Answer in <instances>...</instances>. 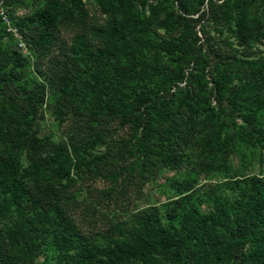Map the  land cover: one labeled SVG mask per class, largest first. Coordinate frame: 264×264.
Wrapping results in <instances>:
<instances>
[{
	"label": "rangeland",
	"instance_id": "obj_1",
	"mask_svg": "<svg viewBox=\"0 0 264 264\" xmlns=\"http://www.w3.org/2000/svg\"><path fill=\"white\" fill-rule=\"evenodd\" d=\"M50 1L0 0V159L16 157L22 188L21 207L0 210V264H106L99 252L112 242L139 244L150 227L176 233L199 215L208 220L187 243L196 262L158 250L131 264H264L259 243L240 249L241 263L222 238L264 184V136L240 118L255 115L264 131V27L255 25L264 0H129L146 45L128 55L111 54L103 34L124 15L95 0H54L50 42L35 44L20 20ZM237 1L248 9L242 25ZM77 36L105 56L74 54ZM175 42L188 63L156 47ZM135 57L172 77L138 108V95L157 83ZM235 69L217 100L214 78ZM81 252L91 257L81 261Z\"/></svg>",
	"mask_w": 264,
	"mask_h": 264
},
{
	"label": "trees",
	"instance_id": "obj_2",
	"mask_svg": "<svg viewBox=\"0 0 264 264\" xmlns=\"http://www.w3.org/2000/svg\"><path fill=\"white\" fill-rule=\"evenodd\" d=\"M101 7H103L107 12L115 11L121 12L124 16L120 20H115L113 27L108 30H104L103 34L111 37L109 43L105 49H109L112 54L113 51H120L124 55H128L130 51H133V45H146L144 40L140 39L138 35L137 24L133 19H129L131 13L128 9L129 0H95ZM116 1L120 4V7L113 6L112 2ZM237 9L239 11L238 23L243 24L247 17L248 9L244 2L237 1ZM57 3L51 0L45 8H39L32 12L30 15L24 16L20 20V26L23 30L27 31L31 38L40 46H45L50 42L52 28L57 19L56 12ZM116 10H110L113 8ZM255 25L257 28L264 27V21L256 20ZM108 42V40H107ZM158 49L168 53L169 61L176 63H188V53L184 50L183 44L181 42H175L172 45L166 44L156 46ZM104 49H97L95 52L90 50V48L83 42L80 36H77L75 43L71 46V51L74 54L81 55H97V60H101L105 56L103 52ZM107 51V50H106ZM135 60L142 69H148L153 78H155L156 86H150L147 89L145 95H138L134 101V105L138 108L141 104H146L148 100H152L157 97L159 92V87L167 90L172 83V77L166 68L160 67L159 73L153 72L154 67L148 58L135 57ZM156 65V64H155ZM157 74L160 78H157ZM238 71L235 69L234 72H220L214 78V90L215 98L217 100H222L223 95L231 81L237 77ZM178 76L174 74L173 77ZM180 77V76H179ZM250 90L245 86L238 90L239 94L245 93V99H248ZM133 105V106H134ZM241 120L249 124L253 131L264 136V131L258 129L255 125L256 116L250 114L249 112H243L240 114ZM150 124L147 122L144 124L145 128H148ZM17 160L13 156L11 163H6L0 159V210H3L5 202L13 203L17 209L21 207L22 200V188L18 182V177L16 173ZM256 193L261 196V198L254 199L256 206L252 210H248L245 213V217L242 221H237L234 226H227L229 229L228 234L222 236L224 243L236 251L240 250L248 241L253 240L254 243H259L264 247V184H260ZM259 196V197H260ZM193 225L187 227L186 224H181L176 233L166 232L156 227H150L146 230H141L139 244L128 242L120 243L117 241L112 242V244L105 250H100L99 252L102 256L106 257V264H131L132 261H139L140 263L149 262L150 253L160 250L163 253L168 252L170 258L177 260L186 259V261H195L192 254V249L187 243L192 239L191 236H195L197 227H203V224L207 222V216L199 215L192 218ZM26 218L22 212H19L15 220V226L17 228V234L21 236V239L26 235ZM190 231V233H188ZM23 241V240H21ZM27 243V242H24ZM237 253V252H236ZM182 254L184 256L182 257ZM230 255V252H228ZM81 261L90 258L91 256L87 253L81 252ZM189 256V257H188ZM231 257V255H230ZM241 263L246 261V254L243 250H240L237 255ZM191 258V259H190ZM190 259V260H189ZM152 263V262H151Z\"/></svg>",
	"mask_w": 264,
	"mask_h": 264
}]
</instances>
